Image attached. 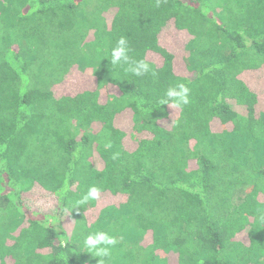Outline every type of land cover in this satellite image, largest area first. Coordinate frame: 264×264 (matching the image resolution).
<instances>
[{
    "label": "trees",
    "instance_id": "trees-1",
    "mask_svg": "<svg viewBox=\"0 0 264 264\" xmlns=\"http://www.w3.org/2000/svg\"><path fill=\"white\" fill-rule=\"evenodd\" d=\"M261 102L264 0H0V264H264Z\"/></svg>",
    "mask_w": 264,
    "mask_h": 264
},
{
    "label": "clouds",
    "instance_id": "clouds-1",
    "mask_svg": "<svg viewBox=\"0 0 264 264\" xmlns=\"http://www.w3.org/2000/svg\"><path fill=\"white\" fill-rule=\"evenodd\" d=\"M129 42L126 37L121 36L110 51V63L113 66L127 65L126 72L135 76H143L149 73L151 65L145 59H133L130 53ZM190 89L184 83H178L166 89L160 103L167 104L170 107H180L190 103ZM100 189L96 186H90L80 204L94 201L99 198ZM84 247L89 253L97 257H105L110 254L111 247L117 244V238L106 231H96L88 234L83 241Z\"/></svg>",
    "mask_w": 264,
    "mask_h": 264
},
{
    "label": "rangeland",
    "instance_id": "rangeland-1",
    "mask_svg": "<svg viewBox=\"0 0 264 264\" xmlns=\"http://www.w3.org/2000/svg\"><path fill=\"white\" fill-rule=\"evenodd\" d=\"M181 72H185L183 68L179 69ZM186 73V72H185ZM91 74L89 73H84V72H77L75 74H72L69 78H67V81L63 82L62 85L57 88V90L60 91H65L68 92L70 90L75 89H81V88H86V87H91L93 86ZM93 77V76H92ZM264 108V103L261 102L260 104ZM122 122L123 126L127 127L129 125V119L125 116H123V119H120ZM130 126V125H129ZM241 240H246L247 235L246 233H242L238 237Z\"/></svg>",
    "mask_w": 264,
    "mask_h": 264
}]
</instances>
